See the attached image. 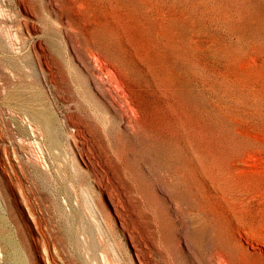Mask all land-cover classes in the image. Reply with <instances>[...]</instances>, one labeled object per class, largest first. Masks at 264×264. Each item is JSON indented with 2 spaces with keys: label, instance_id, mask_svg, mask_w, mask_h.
Listing matches in <instances>:
<instances>
[{
  "label": "rangeland",
  "instance_id": "1",
  "mask_svg": "<svg viewBox=\"0 0 264 264\" xmlns=\"http://www.w3.org/2000/svg\"><path fill=\"white\" fill-rule=\"evenodd\" d=\"M0 264H264V0H0Z\"/></svg>",
  "mask_w": 264,
  "mask_h": 264
}]
</instances>
